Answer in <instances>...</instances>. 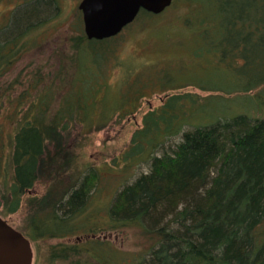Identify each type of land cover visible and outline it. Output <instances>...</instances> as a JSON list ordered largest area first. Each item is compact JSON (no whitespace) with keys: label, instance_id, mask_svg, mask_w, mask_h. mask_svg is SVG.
Returning <instances> with one entry per match:
<instances>
[{"label":"trees","instance_id":"1","mask_svg":"<svg viewBox=\"0 0 264 264\" xmlns=\"http://www.w3.org/2000/svg\"><path fill=\"white\" fill-rule=\"evenodd\" d=\"M57 9L56 0H24L12 10L0 28V79L41 48L47 38L37 31L49 20L54 22L48 27L56 29ZM164 10H140L119 33L100 40L87 39L76 20L67 37L69 52H52L68 63L60 61L45 90L29 68L16 95L22 72L0 87V110L4 104L10 108L0 111V215L25 206L32 240L68 236L80 228L90 235L81 245L51 247L49 259L108 264L105 252L111 249L94 233L133 226L150 244L145 255L127 264H264V118L208 113L197 94L175 91L183 85H174L168 67L146 66L145 76L142 64L116 57L124 31L168 38L174 26L157 22ZM184 24L193 33L194 57L198 50L210 54L234 77L227 93L264 87V0H205ZM114 66L122 74L109 82ZM261 89L253 96L263 99ZM147 94L160 99L141 111ZM136 111L140 124L112 163L123 170L122 177L140 163L146 169L119 184L105 217L88 213L74 223L99 174L89 164L81 170L73 165L67 133L76 124L90 133ZM37 183L44 190L32 193Z\"/></svg>","mask_w":264,"mask_h":264},{"label":"rangeland","instance_id":"2","mask_svg":"<svg viewBox=\"0 0 264 264\" xmlns=\"http://www.w3.org/2000/svg\"><path fill=\"white\" fill-rule=\"evenodd\" d=\"M23 1L0 0V28L5 26L12 10ZM56 1L59 12L58 17L55 19L57 23L56 29L48 27L54 22L49 20L43 26L44 28L37 31V34H40L39 37L47 38V40H42L43 42L39 44L41 48L33 49L29 54L24 55L14 65L12 70L5 73L0 79V87H3L22 72L20 75L21 84L15 85L12 95H16L25 87L27 76L24 78V74L28 72L26 68L38 73L37 76H40L44 81V85L40 89L44 87L45 90L49 83L48 76L52 77L51 75L59 69L60 63L63 62L66 65L68 63L67 58L57 60L52 55V52L54 48L58 49V51L61 50L62 53L69 52L67 37L71 34L76 20H79L81 24L80 12L77 9L79 0ZM194 1L188 3L183 0H172L170 6L157 19V22L162 26H174L173 31L171 29L168 32L170 34L168 38L147 37L145 39L144 36L146 34L144 35L141 29L136 31V33L124 31L122 43L116 46V57L124 59L129 64H142V71L145 76L149 75L144 73L149 72L146 66H154L157 69H160V66L168 67L174 85H183L177 87L175 91L180 90L197 94L200 100H205L204 108H207L208 113H226L228 116L231 113H244L251 117L264 118V98L260 99L261 95L253 96V94L260 92V88L264 89V87H259L250 93H227L226 91L232 88L234 77L214 64L215 59L210 54H200L199 50V57H194L192 54V50L195 49L196 45L193 44V33L189 32L185 27L184 18L190 10L196 9L205 0ZM61 60L63 61L60 62ZM109 74V82H114L119 79L122 70L114 66L109 70ZM145 91L146 89L143 90V92ZM146 97V100L140 102L141 111H144L147 107L157 105L160 94H152L150 96L147 94ZM9 110L8 104H4L0 111L3 113ZM139 124L140 111H136L121 120L112 118L102 129L90 133H84L83 130H80L79 124L74 125L70 132L67 133L65 143L71 152L73 165L80 166L79 170H81L89 164V166L95 167L99 174L96 187L91 192L88 204L82 212L75 216L74 223L79 222L80 217L88 213L94 216L102 214L105 217L106 205L111 202L114 194L120 188L121 185L119 184L123 180H125L123 182L131 181L139 172L146 169L145 165L140 163L136 168L124 171L126 174L122 177L123 170H120L118 165L112 163L113 157L128 144L131 132ZM43 190L40 183H37L30 191L32 193H41ZM0 217L13 228L20 230L29 240L31 264H68L70 259H49L48 253L51 247L57 245L77 246L87 241V238H90V235H85L88 234L85 232L86 230L80 228L68 234V236L32 240L27 231L25 206H21L18 211L13 213L2 214ZM51 230L53 231L55 228H51ZM94 234V239L103 240L107 243V247L111 249V251L106 250L105 252L108 254V256L106 255V258L109 259L108 264H117L116 261H118V264L131 263L132 260L138 259L143 254L145 255L150 244L147 236H143L139 229L133 226L115 229L106 227ZM84 255L83 251H81V256L84 257ZM94 258L97 259L96 256ZM93 259L88 258V262L97 263Z\"/></svg>","mask_w":264,"mask_h":264},{"label":"water","instance_id":"3","mask_svg":"<svg viewBox=\"0 0 264 264\" xmlns=\"http://www.w3.org/2000/svg\"><path fill=\"white\" fill-rule=\"evenodd\" d=\"M172 0H79L82 31L87 39H104L119 33L140 10L158 14ZM0 264H31L29 240L0 217Z\"/></svg>","mask_w":264,"mask_h":264}]
</instances>
